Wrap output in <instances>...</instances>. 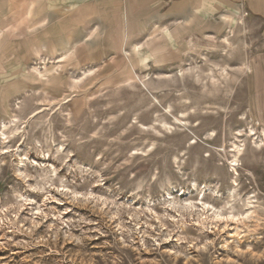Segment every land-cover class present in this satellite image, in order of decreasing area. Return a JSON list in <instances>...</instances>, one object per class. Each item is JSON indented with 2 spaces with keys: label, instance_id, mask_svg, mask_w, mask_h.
I'll list each match as a JSON object with an SVG mask.
<instances>
[{
  "label": "rangeland",
  "instance_id": "obj_1",
  "mask_svg": "<svg viewBox=\"0 0 264 264\" xmlns=\"http://www.w3.org/2000/svg\"><path fill=\"white\" fill-rule=\"evenodd\" d=\"M55 1L0 0V264H264V23L154 62Z\"/></svg>",
  "mask_w": 264,
  "mask_h": 264
},
{
  "label": "crops",
  "instance_id": "obj_2",
  "mask_svg": "<svg viewBox=\"0 0 264 264\" xmlns=\"http://www.w3.org/2000/svg\"><path fill=\"white\" fill-rule=\"evenodd\" d=\"M39 1L45 4V0ZM53 1L56 11L59 6ZM73 13L75 26L84 29L85 52L89 51L92 24L108 28L111 20L115 44L138 40L136 44L149 46V59L156 62L172 54L180 38L216 33L228 21L227 15L253 17L264 23V0H85L84 11ZM18 27L14 24L11 31ZM104 36L101 38L106 39Z\"/></svg>",
  "mask_w": 264,
  "mask_h": 264
},
{
  "label": "bare ground",
  "instance_id": "obj_3",
  "mask_svg": "<svg viewBox=\"0 0 264 264\" xmlns=\"http://www.w3.org/2000/svg\"><path fill=\"white\" fill-rule=\"evenodd\" d=\"M253 130H254V129L250 128L249 134H253V133H254ZM262 133H263L262 145L264 146V129H263ZM239 151H240V149L237 150L238 153H239ZM205 204H206V203H205Z\"/></svg>",
  "mask_w": 264,
  "mask_h": 264
}]
</instances>
